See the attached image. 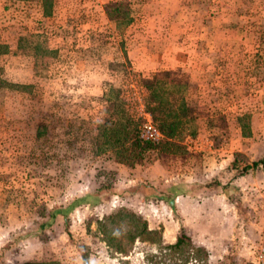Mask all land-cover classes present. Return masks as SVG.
I'll use <instances>...</instances> for the list:
<instances>
[{
  "label": "rangeland",
  "instance_id": "374dc122",
  "mask_svg": "<svg viewBox=\"0 0 264 264\" xmlns=\"http://www.w3.org/2000/svg\"><path fill=\"white\" fill-rule=\"evenodd\" d=\"M120 1L128 13L121 24L120 16L108 15ZM9 2L13 15L2 6ZM0 3V264H154L160 247L174 243L182 230L197 247L202 238L188 226L172 234L178 223L168 216V205L139 214L138 200L120 203V194L133 187L153 201L147 189L155 185L163 197L166 185L184 181L200 198L220 192L237 211L233 237L211 240L209 251L202 246L204 264H264V166H253L264 158V0H56L58 23L42 26L34 3L30 33L23 37L13 31L24 27L26 3ZM12 40L17 46L5 56ZM165 53L164 61L144 55L159 59ZM80 60L95 70L92 81L103 94L91 93L81 79ZM146 64L157 69L142 68ZM144 75L185 85L204 118L197 134L184 140L185 154L150 152L135 172L121 170L109 155H93L84 131L97 127L105 100L115 97L140 127L151 120ZM9 84L32 88L18 91ZM156 161L162 169L145 170ZM132 178L137 184H130ZM102 185L115 202L101 206L94 199L68 211ZM120 207L144 219L151 214L146 221L156 232L128 246L126 256L107 246L96 223ZM105 224L120 230L117 221ZM54 229L57 239L50 237ZM188 257L179 251L166 261L190 263Z\"/></svg>",
  "mask_w": 264,
  "mask_h": 264
},
{
  "label": "trees",
  "instance_id": "16d2710c",
  "mask_svg": "<svg viewBox=\"0 0 264 264\" xmlns=\"http://www.w3.org/2000/svg\"><path fill=\"white\" fill-rule=\"evenodd\" d=\"M31 1V0H25ZM44 16L52 13L54 0H40ZM126 6L114 3L108 11V15L113 18L120 16V24L128 16ZM130 19H128V22ZM142 84L147 91L145 100V111L151 117L152 122L158 128L162 139L158 143L144 142L139 138L140 121H136L125 110L124 101L118 97L105 100V111L103 117L97 122V127L93 130L84 131L89 136V143L94 156L103 154L109 155L112 162L123 165L126 169H133L136 164L143 161L150 152L156 154L182 155L186 148L184 140L193 137L198 131V121L204 118L198 105L189 102V91L186 86L174 83L170 80L159 79L153 75L142 76ZM10 89L18 91L31 90L27 85H8ZM207 120V117L205 118ZM264 166V158L253 162V166ZM248 165L245 169L249 168ZM235 167V165H234ZM109 186H100L84 197L75 200L69 207L72 211L81 204H88L94 199L101 204H108ZM56 214H52L48 223L40 225V230L45 229ZM65 216V215H64ZM117 221L119 229H107L105 222ZM98 232L103 237V241L109 248L120 256H126L130 252V247L136 240L144 241L156 234L148 229L147 221L135 211L128 207H120L114 213L105 216L101 221L96 222ZM126 228L127 231H126ZM35 235V234H34ZM120 238V239H118ZM116 240V241H115ZM128 246H130L128 248ZM185 251L189 254L191 261L182 264H204L208 256L201 247L192 244L188 235L183 230L180 232L174 244L160 247V258L154 264H168L166 257L174 252ZM162 252H165L164 255ZM167 253V254H166ZM155 255H153L154 257ZM23 264H65L60 261H30ZM120 264H128L121 261ZM175 264V263H174Z\"/></svg>",
  "mask_w": 264,
  "mask_h": 264
},
{
  "label": "crops",
  "instance_id": "0c3cea01",
  "mask_svg": "<svg viewBox=\"0 0 264 264\" xmlns=\"http://www.w3.org/2000/svg\"><path fill=\"white\" fill-rule=\"evenodd\" d=\"M16 1V0H15ZM19 3H26L24 12H22V14H24V18H25V22L22 23L21 27L19 29H14L13 32L15 31H19V36L23 37L24 35L30 33V22H28L29 17L31 14V9L34 3L37 4L36 7V12L39 17V20L42 22L38 23V25L42 26L43 24H48V23H58V14L60 13V11H58V9H60V7L57 6L56 0H54V6L52 9V13L49 16H44L42 7H41V2L40 0H31V1H25V0H18ZM1 4V3H0ZM10 7H9V6ZM4 4L2 3L3 9H6V12H10V14H14L13 13V2H9V4ZM8 6V7H6ZM44 20H47L46 23H44ZM50 21V22H49ZM10 30L9 33H11V36L14 34L11 30H13L12 27L8 28ZM38 32V31H37ZM40 32V31H39ZM8 33V32H6ZM10 42V47L7 48V51L5 52V56L8 53H11L13 49L16 48L17 46V42L16 41H9ZM8 42V44H9ZM1 44V43H0ZM4 45V44H2ZM7 46V45H5ZM57 48V47H56ZM55 48V49H56ZM147 55V59L148 60H153L156 59L157 61L160 60H165L164 58L166 57V53L163 56L158 57L159 59H157L155 54H144ZM165 56V57H164ZM133 61L134 64H139L141 65L142 60L141 59H137L133 56ZM152 58V59H151ZM141 61V62H140ZM167 58H166V64L167 65L169 62H167ZM80 64H78L77 68V73L80 75L81 79L84 80V82L86 83V85H88V87H90L92 89L91 93H97L98 94H103L104 90L102 85H98L97 83H93V75L95 70L93 68H87V63L84 60H80ZM157 66L154 65V67H152L151 65L146 64V66H142V68L144 69H148V70H156ZM169 67V66H167ZM154 68V69H153ZM172 68V67H171ZM143 69V70H144ZM160 71V70H159ZM89 88V89H90ZM90 89V90H91ZM154 164V165H153ZM151 166V164L149 165V169L146 168L145 170L148 172H151L150 169H155V170H159L162 169L160 164L156 161L154 162ZM135 167V166H134ZM124 166L120 165V169L123 170ZM124 170H128V169H124ZM128 171H134L135 169H129ZM145 174V173H144ZM150 175V173H149ZM135 179V178H134ZM159 178L157 177H153L150 178V180H155L157 181ZM166 182H170V180H165ZM130 184H137V181L130 179ZM155 184V183H154ZM193 183L191 181L187 182L184 181L182 184H177V183H172L171 185H166L165 187V192L162 197V195H160L158 192H156L155 188L156 186L154 185V188L150 191L149 189L146 190V194L150 197H152L150 200L149 198L146 197H142L143 194L138 193V192H134L136 189L135 187H133V191L131 192H127L125 194H120V203L125 199V200H131L132 202L135 200H138L139 202V207L135 210L136 212H138L139 214H144L145 213V209L146 207H153L156 208L157 204L160 205H168L169 208V214L168 216H170V218L172 217V221H177L178 225L176 226V232L172 233L174 236L177 235V231L180 230V228H185L186 226L189 227V229L193 232L192 236H199L200 238H202V240L199 242V246L197 247H205L207 249V251H209V246L211 243V240L215 239V240H223L226 239L227 236H231L233 237V235L235 234V230L237 228V211L236 209L233 207V205L229 202H226V197L222 196V194H220V192L216 193V194H212L207 192L206 195L202 193V198H200L198 195V193L196 192H192L193 190ZM130 188V187H129ZM160 192V191H159ZM162 192V191H161ZM169 192V193H168ZM124 195V196H123ZM201 196V195H200ZM117 199V196H114V199L111 198V200L109 202H115L114 200ZM108 202V203H109ZM101 206H106V204H101ZM141 207V208H140ZM210 207H213L214 210L212 211H208V209H210ZM215 213H212V212ZM213 214H215L216 216H214ZM147 219L145 220H149V217L152 216L151 214H146L145 215ZM59 216H57L55 219V221L59 220ZM175 226V225H174ZM54 228V227H53ZM175 228V227H174ZM148 229L150 231H154V228H152L149 223H148ZM212 230H215L217 233L212 234ZM196 232V233H195ZM49 233V232H48ZM51 233V232H50ZM169 236V234H168ZM50 237L52 239H57L59 236V230L54 229V232L50 234ZM177 237H175V241H176ZM8 239H6L4 241L5 245H7V241ZM55 242V241H54ZM219 242V241H216ZM175 243V242H174ZM171 243V244H174ZM214 243H212L213 245ZM203 246V247H202Z\"/></svg>",
  "mask_w": 264,
  "mask_h": 264
},
{
  "label": "built area",
  "instance_id": "2783aa9c",
  "mask_svg": "<svg viewBox=\"0 0 264 264\" xmlns=\"http://www.w3.org/2000/svg\"><path fill=\"white\" fill-rule=\"evenodd\" d=\"M139 138L144 142L158 143L162 139V135L155 124L146 117V120L139 129ZM263 254H260V259L263 258Z\"/></svg>",
  "mask_w": 264,
  "mask_h": 264
}]
</instances>
